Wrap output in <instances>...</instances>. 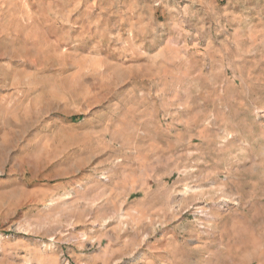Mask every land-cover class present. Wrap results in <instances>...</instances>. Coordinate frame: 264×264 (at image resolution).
Masks as SVG:
<instances>
[{
  "label": "rangeland",
  "instance_id": "1",
  "mask_svg": "<svg viewBox=\"0 0 264 264\" xmlns=\"http://www.w3.org/2000/svg\"><path fill=\"white\" fill-rule=\"evenodd\" d=\"M0 264H264V0H0Z\"/></svg>",
  "mask_w": 264,
  "mask_h": 264
}]
</instances>
